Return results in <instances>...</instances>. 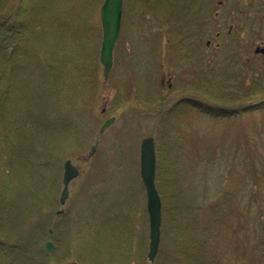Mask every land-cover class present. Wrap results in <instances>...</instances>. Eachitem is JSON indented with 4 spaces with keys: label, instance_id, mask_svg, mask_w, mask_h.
Listing matches in <instances>:
<instances>
[{
    "label": "rangeland",
    "instance_id": "374dc122",
    "mask_svg": "<svg viewBox=\"0 0 264 264\" xmlns=\"http://www.w3.org/2000/svg\"><path fill=\"white\" fill-rule=\"evenodd\" d=\"M103 2L0 0L1 217H7L4 206L41 190L36 168L50 163L42 187L54 186L53 198L51 209L39 210V225L67 217L76 237L70 254L57 257L55 247H45L50 232L44 226L34 239L40 253L34 264H68L79 248L83 264H264V92L233 100L256 80L264 82V56L254 52L264 36V0L215 3V19L214 0H124L108 80L101 62ZM215 21L227 37L214 31L208 47L205 28ZM202 104L248 110L216 118L201 112ZM149 136L164 198L154 261L145 256L150 233L141 178V143ZM56 148L62 150L53 158ZM69 158L80 174L62 204ZM175 190L180 208L173 213L168 196ZM12 208L15 218L36 219ZM127 218L137 225L132 241L124 232ZM5 231L0 264H30V257L2 244L17 240L15 232L14 240L6 239Z\"/></svg>",
    "mask_w": 264,
    "mask_h": 264
},
{
    "label": "water",
    "instance_id": "95a60500",
    "mask_svg": "<svg viewBox=\"0 0 264 264\" xmlns=\"http://www.w3.org/2000/svg\"><path fill=\"white\" fill-rule=\"evenodd\" d=\"M124 0H104L101 8V20L103 26V43L101 48V62L104 65V76L109 78L114 65V51L120 38ZM261 51L260 48L257 49ZM114 117L108 118L100 131H105L114 121ZM97 143L92 147L89 157L96 151ZM80 173L79 168L71 159L64 164V188L61 192V203L64 204L69 197V183ZM157 152L156 142L153 136L146 137L141 143V178L147 191V206L150 216V250L148 257L154 261L161 241L162 225V198L156 185ZM53 248L51 241L46 242V249ZM77 264V263H75Z\"/></svg>",
    "mask_w": 264,
    "mask_h": 264
},
{
    "label": "trees",
    "instance_id": "16d2710c",
    "mask_svg": "<svg viewBox=\"0 0 264 264\" xmlns=\"http://www.w3.org/2000/svg\"><path fill=\"white\" fill-rule=\"evenodd\" d=\"M215 3H217V2L214 1V8H213L214 9V14L212 12V15H215V12L218 10V7H217V5ZM213 9H212V11H213ZM182 16H183V14L181 16H179V17H176V19L181 20ZM5 23H7V22H5ZM168 28L170 30L173 29V27L171 25ZM256 82H257L256 84H258V85L254 88L255 90L253 89V87L248 89L247 91L245 90L244 93H246V94L244 96H241V97H237L236 96L233 100H236V101L242 100V101H244V99L246 97H252L254 95H259L262 92H264V82L263 81H259V80H256ZM214 102L216 104L225 106L221 102H218V101H214ZM260 105L264 109V105H262V104H260ZM200 108H201V112L203 111V112H205L207 114H211V115H213L216 118H221V117L229 116V115H232V114H234V115L241 114V113H243V112L248 110L246 105H244L242 107H237V108L230 109V108L220 107L218 105L212 106V105H208V104H202L200 106ZM58 111L59 110L56 107V112H58ZM158 112H161V110H159ZM50 116L53 117V116H56V114L53 113ZM61 150H62L61 148L53 149L52 153H51V155H53V158L56 155H58L61 152ZM48 159H50V158H48ZM46 162H48V161H46ZM54 162L55 161L53 160L52 163H54ZM58 162H60V161L58 160ZM46 166H52V165H50V163H48ZM46 166H45V169H42V170H40V169L43 168V167H37L36 168L37 172H38V182L40 184L39 186L41 187V190H39V189L38 190H36V189L32 190L29 193V195H27V197H26L24 202H20L19 200H17L16 204H14V202H13L12 204H10V206H4L6 208L7 217H1V214H0V229L6 230L3 235L6 237V239L10 238L12 240H14V239L18 240V242H17V240H14L15 241L14 244L11 243V242L9 243L7 241H4L2 244L3 245L4 244L8 245L7 247H8V250L10 252L13 251L14 253H16L18 255L22 254L24 256V258L30 257V259H29V261H31L30 264H34L32 262H34L36 255L40 256V253L38 252V248H37L38 246H37V243H36L38 241L37 240L38 239V230L40 232V229H43L44 226L46 228V226H47L46 229L48 231V228L51 227V225L48 222H46V224H43V225L40 224L39 225V221H38V218H37V217H39V213H40L41 210L43 211L45 208L51 209V203H52L51 199L53 198L52 195H53L54 187L52 185H50V188L49 187L47 188L45 186L44 187L45 188V192H44L43 187H42V183H44L45 185L47 183L46 182L47 181V171L46 170L48 168L46 169ZM61 166H62V164H61ZM175 194H176V190L171 192V196H168L169 197V204L171 203L174 206V207L173 206L171 207V208H174V210L171 209V211H173V213L175 212L176 209L178 210V208H180V205L176 202L175 199H173ZM175 197H176V195H175ZM162 199L164 200L163 197H162ZM170 201H172V202H170ZM169 204L168 203L165 204V206H164L165 210L168 208ZM1 206L2 205L0 204V207ZM13 206H18L19 208H21L22 211L25 212L24 218H27V219L36 218V219L31 220L30 223H26V221L28 222L29 220L19 219V217L15 218L13 216V212H14L13 208H12ZM56 207L57 208H55L54 211H56V209H58V206H56ZM24 221H25V223L22 224ZM33 227L35 228V231H34ZM46 229H45L44 233L47 232ZM13 232L16 233L15 238H14V233ZM2 236H1V238L3 239L4 237H2ZM39 237H40V235H39ZM34 239H36L37 241L34 240ZM9 245L12 246V247H10ZM3 247H6V246H3ZM40 247H41V249H43L42 248L43 247L42 242L40 243ZM20 248L22 249L21 251H20ZM40 252L43 254V252L41 250H40ZM166 254L167 253H164V256ZM146 258H147V256H146ZM14 261H15V259L13 258V263H14ZM39 264H43V263H39Z\"/></svg>",
    "mask_w": 264,
    "mask_h": 264
},
{
    "label": "flooded vegetation",
    "instance_id": "af4514ba",
    "mask_svg": "<svg viewBox=\"0 0 264 264\" xmlns=\"http://www.w3.org/2000/svg\"><path fill=\"white\" fill-rule=\"evenodd\" d=\"M214 1L216 2V0H214ZM222 2H223V0H217V3L219 5H221ZM212 12L214 14V9ZM216 15H219V9L215 12V15H213L214 19H215ZM215 26H218V27H216V30H214ZM205 29L207 30V32L205 30V35L209 34L208 35L209 37L206 40V45L208 47H211L212 44L214 43V37H211L212 35H214V31L216 33V38L220 37L222 35V33L224 32V30H222L220 24H218V23L216 24V21H215L213 26L207 27ZM228 32H229V34L232 32V26L230 27ZM201 33H202V31H200L199 36H197V35L195 37L193 36L194 38L199 37L197 39V42H196V45H198V48H199V50L197 52V55H199V58L197 57L198 58L197 61H200V56H202L201 54H202V50H203L202 49V41L204 40V36L201 35ZM252 34H254V33L252 32ZM223 37H227L226 32H224L222 38ZM200 44H201V48H200ZM258 47L261 49L260 52L256 51V48L258 49ZM254 52L257 55H263L264 56V36L259 39L257 47H255V49H254ZM169 54L172 57V54L170 52H169ZM211 58L214 59V52L211 53ZM249 58L247 57V59H249ZM146 208H147V205H146ZM57 211H58V209H56V213H57ZM147 213L148 212L146 210V214ZM148 219H149V216H148ZM51 222H52V224H50L51 227L48 228V230H49L48 232H50L49 233L50 238H47L45 240V242H47L48 240L53 242V248L55 247V249H56L55 256H57V257H58L59 252H63L64 254H70V252L72 250L68 251L69 250L68 244L70 243L71 239H73L74 236L76 237V235H74L73 232L71 231L73 229L74 225H72L70 223V219L67 217L51 218ZM124 224H126L124 232L129 236V239H131V241H132V237H134V234L136 235V231L134 229L137 225H136L135 221L133 220V218H127ZM148 247H149V244L147 245V250L145 253L146 256L148 255ZM77 248H79V247H77ZM54 252H55V250H53V254H54ZM55 256L51 257V262H53V263H55V259H56ZM81 256H85V252H84L83 248H79L76 250V254H75L76 259H74L73 261L69 260L68 264H75V263L83 264V262L81 261V258H82Z\"/></svg>",
    "mask_w": 264,
    "mask_h": 264
}]
</instances>
